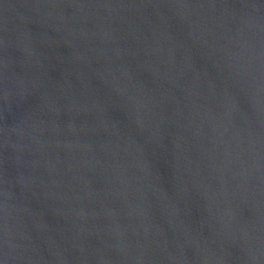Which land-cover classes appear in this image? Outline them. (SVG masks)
<instances>
[{"label":"water","instance_id":"obj_1","mask_svg":"<svg viewBox=\"0 0 264 264\" xmlns=\"http://www.w3.org/2000/svg\"><path fill=\"white\" fill-rule=\"evenodd\" d=\"M0 264H264V0H0Z\"/></svg>","mask_w":264,"mask_h":264}]
</instances>
